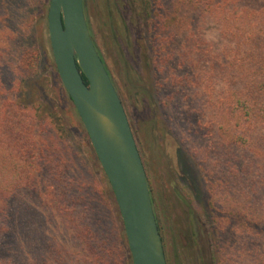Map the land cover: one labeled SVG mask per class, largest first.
I'll list each match as a JSON object with an SVG mask.
<instances>
[{
    "label": "rangeland",
    "instance_id": "1",
    "mask_svg": "<svg viewBox=\"0 0 264 264\" xmlns=\"http://www.w3.org/2000/svg\"><path fill=\"white\" fill-rule=\"evenodd\" d=\"M86 1L91 31L146 163L168 264H264L259 234L264 195L256 169L243 171L256 162L242 154L240 141L227 147V137L237 139V132L229 129L223 108L216 115L211 106L217 98L209 94L220 89L213 77L225 81V90V67L236 51L227 46L217 22L196 9V2L203 7L209 0H151L156 2L152 17L149 0H108L109 6L105 0ZM256 3L242 1L249 8L259 7ZM49 5L50 0H0V107L11 115L23 110L29 129L18 140L40 149L36 161L41 163L49 146H69L91 198L102 196L103 205H96L107 232L115 234L119 216L102 194L108 192L107 179L54 68ZM108 7L116 26L108 22ZM53 120L65 126L64 136L55 133ZM0 139L7 141L3 128ZM73 172L79 178V171ZM54 199L45 184L18 188L2 200L0 228L6 235L0 230V264H58L59 254L80 261L99 248L96 240L86 241L84 224L55 210ZM106 248L116 251L115 256L100 252L104 264H125L114 240Z\"/></svg>",
    "mask_w": 264,
    "mask_h": 264
},
{
    "label": "trees",
    "instance_id": "2",
    "mask_svg": "<svg viewBox=\"0 0 264 264\" xmlns=\"http://www.w3.org/2000/svg\"><path fill=\"white\" fill-rule=\"evenodd\" d=\"M242 1L243 0H209L203 7L201 3L198 4L196 2V9L200 10L202 13H206L205 19H210L211 22H217V27L220 28L219 32L222 33L224 31L226 34L227 46L236 51V54L230 55L231 57L227 63L228 67H225V76L227 78L225 90H222L225 81L219 80L215 76L213 78L218 81L220 89H216L214 93L209 94V96L210 98H217L214 103L211 104L213 112L216 111L215 114L217 115L219 108H223V112H226V115L229 118V129L237 132V139L227 137V147L231 148L236 145V141H240L242 154L249 157L251 161L256 162L255 166L252 167L249 165L244 168L243 171L248 175L253 173V169H256V173H259L261 190L264 195V0H256V4L259 5L257 8L244 6ZM86 2L87 1L84 0L85 13ZM105 2L108 5L109 1L105 0ZM155 4V1H147V8L149 9L148 17H152L151 12L154 9ZM106 15L111 27L113 25L116 26L113 14L110 12L109 7L106 9ZM87 23L94 44L110 77L112 78L106 61L95 41L88 19ZM209 27H211L210 29L213 34L215 29L212 28V25ZM127 31H129L128 28ZM233 49L231 50L233 51ZM54 68L60 80L63 92L73 106L74 114L78 117L79 129L85 136L89 152L92 154L97 165L100 167V170L106 177L90 142L88 133L74 107L73 101L62 84L55 64ZM82 76L84 82L88 86L89 81L84 74H82ZM220 93L225 94V99H223L224 94L221 99H218L215 95ZM236 108L238 109L237 117L239 119L238 128L233 126L232 121L233 117H235L234 109ZM22 111L21 113L16 111L14 115H11L0 107V130L3 128L5 138H7V141L5 140L6 143L2 142L0 139V192L6 193V195L0 193V217L1 214H4L5 210L4 207L2 208V200L5 198V201H7L16 189L46 184L48 188L51 187V190H53L55 194V199L53 201H55L59 207L55 210L60 213H65L67 218L73 223L79 221V223L84 224L86 227V241L96 240L99 247L94 249L90 246V255H88L87 258L85 257L86 259L80 261L75 258L69 259L70 255L68 254H59L58 264H104L103 255H101L100 252H103L104 250V253L107 256H115L116 250L111 251L106 248L111 240H114L117 243L122 259L124 260L125 258L127 260L125 261V264H132V256L127 245L128 243L124 245L123 240L124 238L126 239L124 223L108 180V192L105 191L102 194L105 196V202L108 203L111 208L115 209L119 216L117 223H113L116 227L115 234L114 232L112 234L107 232L106 220L101 214V207L99 208L96 205V203L103 205L102 196H98L97 201L94 197L91 198V195L88 192L89 186L85 180L82 167L76 161V158H74L69 146L63 144L64 148L59 147L57 149L56 146H53V149L49 146V150L45 149L44 152H42L43 157L41 158V164L40 161L37 160V162L35 159V156L40 149H37V151L31 150L29 142L24 145L18 140L20 137H24V134H26L29 129L26 117H24ZM51 122L54 125L55 133L64 136L65 126L60 122H54V120ZM27 139L31 140L30 136L27 135ZM143 163L146 167V163ZM73 169L79 171L77 173L79 178L73 175ZM22 171H24L23 175L21 174ZM72 175L74 177H72ZM46 180L50 185L47 184ZM148 183L152 194L153 204L155 205L149 176ZM61 207L68 209L61 210ZM7 214H9L10 217V211L6 208V215ZM156 218L165 248L166 246L157 214ZM229 219H231V216ZM259 226V234L262 240V250L264 255V217H261ZM0 230L6 235L3 227H1ZM3 234L0 232L1 237H4ZM243 235L245 238H249L247 232H244ZM1 237L0 240L3 238Z\"/></svg>",
    "mask_w": 264,
    "mask_h": 264
},
{
    "label": "water",
    "instance_id": "3",
    "mask_svg": "<svg viewBox=\"0 0 264 264\" xmlns=\"http://www.w3.org/2000/svg\"><path fill=\"white\" fill-rule=\"evenodd\" d=\"M47 21L55 66L113 191L132 264H168L147 172L120 95L91 36L84 0H50Z\"/></svg>",
    "mask_w": 264,
    "mask_h": 264
}]
</instances>
